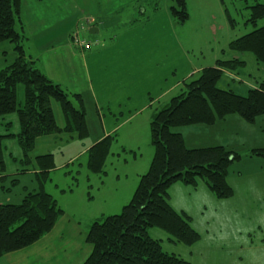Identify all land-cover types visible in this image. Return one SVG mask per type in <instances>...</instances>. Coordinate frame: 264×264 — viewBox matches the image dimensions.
Masks as SVG:
<instances>
[{"label": "rangeland", "instance_id": "rangeland-1", "mask_svg": "<svg viewBox=\"0 0 264 264\" xmlns=\"http://www.w3.org/2000/svg\"><path fill=\"white\" fill-rule=\"evenodd\" d=\"M107 1L92 0V3L110 5ZM109 1L116 4L119 0ZM140 1L146 10L142 19L150 21L145 31L141 26L127 32L120 26L111 27L106 30V42L115 44L120 40L119 45L113 46L120 49L122 41L130 37L138 39L139 43L154 38L159 40L151 46L155 49L154 55L133 66L135 58L121 56L125 64L113 67L101 58L98 76L92 78L91 86L90 83L86 85L83 72L79 75L80 83L71 81L73 66L58 68L63 80L59 86L77 109L76 93L82 95L89 134L81 137L79 133L63 132L38 138L34 150L29 153L33 161L30 166L5 159L8 173H17V169L19 173L13 180L21 182H9L11 193L0 194V203L9 200L6 204L19 205L27 189L40 185L37 177L41 176V170L35 159L40 155L54 156L55 169L44 184L45 190L57 200L64 215L74 220L85 241L94 223L121 214L131 202L141 177L148 173L153 160L151 122L174 97L187 92L186 86L197 80L203 69L215 66L217 61H231L236 57L246 62L245 66L224 71L217 85L221 90L233 91L242 97L264 82V65L251 53L239 54L231 49L234 41L264 27V19L256 27L248 22L251 16L248 7L256 4L254 0L248 4L240 0H186L189 17L185 23H180L173 14V8L180 11L177 0ZM75 4L83 10L91 5L88 0H77ZM63 13L65 20L72 17L66 1ZM93 37L96 35L88 31L86 38ZM23 45L26 56H36L40 48L32 41L28 43L27 39ZM35 67L42 70L40 65ZM102 91L107 98L97 104L95 97H100ZM17 95L23 105L22 85L18 86ZM52 109L57 126L64 129L65 118L60 104L52 101ZM219 122L218 125H222L217 128L193 125L171 131L179 133L177 130H180L187 149L224 146L239 154L240 158L229 167L227 179L236 191L235 199L217 198L202 179H198L196 187L176 183L169 190L170 204L176 212L191 219L190 225L199 234V241L187 246L176 243L174 237L162 229L149 228L147 233L161 242L165 253L179 256L190 264H264V157L253 153L264 149V115L254 123L238 115ZM17 132L16 113L0 117V135ZM103 137H111L110 153L103 171L96 173L89 167V157L84 151ZM3 146L14 158L23 157L18 139L6 137ZM22 169L29 172L22 173ZM246 228L252 230L248 233L251 235L244 236ZM252 242L255 248L249 250ZM85 244L90 252L92 246Z\"/></svg>", "mask_w": 264, "mask_h": 264}, {"label": "trees", "instance_id": "trees-1", "mask_svg": "<svg viewBox=\"0 0 264 264\" xmlns=\"http://www.w3.org/2000/svg\"><path fill=\"white\" fill-rule=\"evenodd\" d=\"M22 0H0V43L10 42L17 60L0 70V117L17 114L20 132L16 138L23 151L22 165L33 162L29 153L38 138L65 133H79L86 137L88 127L82 97L77 95L78 109L69 101L67 93L47 78L36 62L26 56L23 37L17 30ZM248 4L250 0H240ZM249 23L256 27L264 19V3L254 0ZM180 11L172 9L180 23L188 20L186 0H177ZM80 24L75 27V31ZM239 54L251 53L264 65V27L255 29L231 44ZM241 59L217 61L201 71L197 80L189 83L186 93L174 97L151 122V143L154 156L151 167L141 177L131 202L119 215L110 216L92 225L87 243L93 247L84 264H190L179 256L163 251L161 242L152 239L149 228H158L174 237L176 243L193 246L200 236L191 225V219L179 214L170 204V188L176 183L196 187L202 179L219 199L234 196L228 184V170L240 156L224 146L187 149L182 134L171 129L185 126H213L229 116L238 115L249 123L264 115V82L251 89L246 97L217 87L224 71L245 66ZM24 87V104L18 101L17 88ZM52 101L60 104L65 128L57 126ZM6 137L0 135V170L5 172ZM111 137L104 138L88 151L89 167L101 173L109 156ZM264 157V149L253 152ZM41 170L40 184L27 189L19 205L0 206V259L7 254L28 248L48 235L64 216L57 200L45 190L50 172L55 168L51 154L37 157ZM22 173L29 172L22 169ZM14 182V181H13Z\"/></svg>", "mask_w": 264, "mask_h": 264}, {"label": "crops", "instance_id": "crops-1", "mask_svg": "<svg viewBox=\"0 0 264 264\" xmlns=\"http://www.w3.org/2000/svg\"><path fill=\"white\" fill-rule=\"evenodd\" d=\"M65 1L70 7L69 14L72 15V17L67 18L66 20L63 18ZM75 1L77 0L21 1L20 21L17 30L23 37V40L27 39L28 43L32 41L37 47H40L37 50L36 56H28L32 61L36 62V65L41 66L43 71L39 70L55 84L62 85L63 82L59 76L58 68L73 66L71 81L80 83L79 75L83 72V78H85L86 85L90 83L91 86L93 82L92 78L94 76L97 78L98 76L97 67L99 66L101 58H103V61L109 62L113 67L115 65L118 66L120 64H125L124 61L120 60L121 56L126 59L131 57L135 58L133 64H131V66H133L136 64L135 62H143L151 55H154L155 49L151 46L156 45L159 42V40L154 38H147L146 40H141L142 42L139 43L138 39L130 37L128 41H125L126 39L122 41V47L120 49L113 47L119 45L121 43L120 40H117L115 44H109L106 42V30L111 27L117 29L120 26L125 32H127L129 30L134 31L138 26H141L145 31V28L148 27L150 21L146 22L142 19L146 14V10L142 8L143 6L141 5L140 0H119L116 4L108 0L107 2H110V5L106 4L105 6H98L92 3V0H88L91 5H88L86 10L80 9L77 4H75ZM85 17H91L96 20L92 29L98 31L97 34H90L96 35V37L89 39L86 38L93 43V46L89 51H82L73 48L70 38L72 31L77 25L82 24ZM119 32L122 33L120 30ZM59 34L60 36H58ZM100 34L104 36L100 37ZM0 47H2L0 50V70H2L14 64L18 56L11 43H0ZM108 52L112 53V55L109 56ZM107 57L109 60H106ZM236 59L238 58L236 57ZM257 87L258 86H256V88ZM85 88L87 89V87ZM89 90L91 92L94 91L91 88H89ZM76 95L82 97L80 93H76ZM106 95V92L102 91L100 97H95V102L98 104L99 100H106ZM226 121L227 119L219 123H224ZM217 125L218 122L211 127L214 128ZM219 125L217 127H219ZM177 131L180 133V130ZM19 132H17V134ZM17 134L11 133L7 136L4 135V137ZM103 138L97 140L92 146L96 145ZM90 148L92 147H89L84 152L88 154ZM5 154L7 155L5 159L10 158L13 162L22 165L21 161L23 157L21 159L14 158L13 154L7 153V150L5 151ZM38 157H41V155ZM5 165V172L0 170V194L6 195L10 194L12 190L9 182L13 183L14 181L16 184H19L21 181L13 180L14 177H17L19 173L18 170L16 169L15 171L17 173L11 172L9 174L6 161ZM10 178L13 181H11ZM228 178L229 175L227 179ZM32 187L34 189V186ZM234 193H236L235 190ZM235 195L236 194H234L232 198L235 199ZM7 202H9V200L2 201L0 206ZM75 226L76 223L74 220L68 215H64L48 235L28 248L5 255L0 259V264H84L92 253L93 247L89 252L85 244L87 238L85 241L81 231ZM245 231L244 236L251 235L248 233H251L252 230L246 228ZM262 242L264 244V240H262ZM251 244L253 247L249 250L255 248L254 243L252 242Z\"/></svg>", "mask_w": 264, "mask_h": 264}, {"label": "built area", "instance_id": "built-area-1", "mask_svg": "<svg viewBox=\"0 0 264 264\" xmlns=\"http://www.w3.org/2000/svg\"><path fill=\"white\" fill-rule=\"evenodd\" d=\"M93 23H94L93 19L85 18V25H81L72 35V42L74 46L86 50L91 48V43L86 41L83 32L86 30L88 26H90Z\"/></svg>", "mask_w": 264, "mask_h": 264}, {"label": "water", "instance_id": "water-1", "mask_svg": "<svg viewBox=\"0 0 264 264\" xmlns=\"http://www.w3.org/2000/svg\"><path fill=\"white\" fill-rule=\"evenodd\" d=\"M97 33H98V31H97L96 29H91V30H90V34H97ZM230 160L233 162V161H234V158L231 157Z\"/></svg>", "mask_w": 264, "mask_h": 264}]
</instances>
